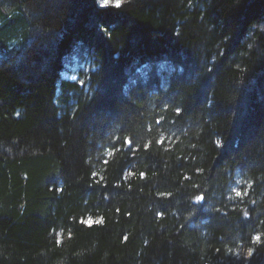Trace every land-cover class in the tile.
<instances>
[{
	"label": "trees",
	"instance_id": "16d2710c",
	"mask_svg": "<svg viewBox=\"0 0 264 264\" xmlns=\"http://www.w3.org/2000/svg\"><path fill=\"white\" fill-rule=\"evenodd\" d=\"M112 3L0 0V264H264V0Z\"/></svg>",
	"mask_w": 264,
	"mask_h": 264
},
{
	"label": "snow or ice",
	"instance_id": "6c2138e0",
	"mask_svg": "<svg viewBox=\"0 0 264 264\" xmlns=\"http://www.w3.org/2000/svg\"><path fill=\"white\" fill-rule=\"evenodd\" d=\"M109 6H112V0H102L101 7H105L106 8V7H109ZM114 6L117 7V8H120L122 6V0H115V5ZM236 195L239 196V195H241V193L237 192ZM202 199H203V197H200V196L197 197V200H202ZM87 223H89V222H87ZM96 223H102V221L98 220V221H96ZM256 240L259 241L260 237L259 236L256 237ZM249 255H251V252L249 253Z\"/></svg>",
	"mask_w": 264,
	"mask_h": 264
},
{
	"label": "rangeland",
	"instance_id": "374dc122",
	"mask_svg": "<svg viewBox=\"0 0 264 264\" xmlns=\"http://www.w3.org/2000/svg\"><path fill=\"white\" fill-rule=\"evenodd\" d=\"M101 3H102V0H101ZM78 70H79V68L75 67V65L73 67H70L68 69V73L66 75V78L69 79V80H73V81L77 80V72H78Z\"/></svg>",
	"mask_w": 264,
	"mask_h": 264
}]
</instances>
